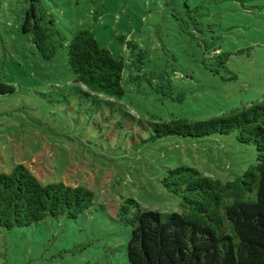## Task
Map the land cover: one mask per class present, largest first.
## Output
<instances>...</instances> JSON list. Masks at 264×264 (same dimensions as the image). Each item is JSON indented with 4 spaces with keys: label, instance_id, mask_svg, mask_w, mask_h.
Returning <instances> with one entry per match:
<instances>
[{
    "label": "rangeland",
    "instance_id": "1",
    "mask_svg": "<svg viewBox=\"0 0 264 264\" xmlns=\"http://www.w3.org/2000/svg\"><path fill=\"white\" fill-rule=\"evenodd\" d=\"M41 4L66 39L51 61L22 32L29 2L0 0V80L15 88L0 95V173L24 165L42 185L83 186L95 201L78 220L0 228V264H129L131 229L119 220L126 200L181 213V199L162 184L167 168L228 182L256 163L255 147L236 134L152 141L151 125L208 120L262 100L264 0ZM82 29L124 59L123 99L77 82L67 47Z\"/></svg>",
    "mask_w": 264,
    "mask_h": 264
},
{
    "label": "trees",
    "instance_id": "2",
    "mask_svg": "<svg viewBox=\"0 0 264 264\" xmlns=\"http://www.w3.org/2000/svg\"><path fill=\"white\" fill-rule=\"evenodd\" d=\"M27 1L22 32L40 57L51 61L66 39L47 19L41 0ZM67 48L77 82L93 93L123 99L122 57L101 46L89 29L76 32ZM14 92L0 80V95ZM151 127L152 141L236 134L240 144L255 147L257 158L228 182L189 166L167 168L162 184L181 199V213L144 211L135 200H126L119 220L131 229L129 264H264V94L261 101L208 120L173 118ZM94 201V193L83 186L42 185L24 165L0 173V228L5 230L30 227L47 217L78 220Z\"/></svg>",
    "mask_w": 264,
    "mask_h": 264
}]
</instances>
